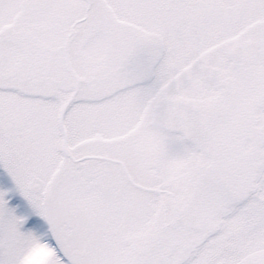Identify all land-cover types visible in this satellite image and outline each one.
I'll return each mask as SVG.
<instances>
[{"label":"snow or ice","instance_id":"obj_1","mask_svg":"<svg viewBox=\"0 0 264 264\" xmlns=\"http://www.w3.org/2000/svg\"><path fill=\"white\" fill-rule=\"evenodd\" d=\"M0 264H264V0H0Z\"/></svg>","mask_w":264,"mask_h":264}]
</instances>
